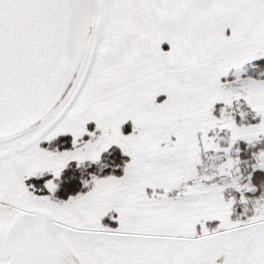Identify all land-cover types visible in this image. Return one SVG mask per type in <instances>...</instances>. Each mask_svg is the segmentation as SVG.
I'll return each instance as SVG.
<instances>
[{
	"label": "snow or ice",
	"instance_id": "6c2138e0",
	"mask_svg": "<svg viewBox=\"0 0 264 264\" xmlns=\"http://www.w3.org/2000/svg\"><path fill=\"white\" fill-rule=\"evenodd\" d=\"M0 264H264V0H0Z\"/></svg>",
	"mask_w": 264,
	"mask_h": 264
}]
</instances>
